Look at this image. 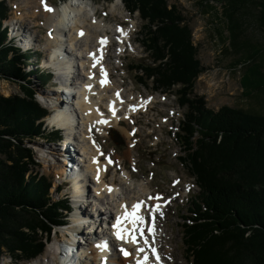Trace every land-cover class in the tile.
I'll list each match as a JSON object with an SVG mask.
<instances>
[{
    "label": "trees",
    "instance_id": "trees-1",
    "mask_svg": "<svg viewBox=\"0 0 264 264\" xmlns=\"http://www.w3.org/2000/svg\"><path fill=\"white\" fill-rule=\"evenodd\" d=\"M219 1L225 4L230 48L243 53L246 62L242 89L263 104L264 43L249 41L246 35L253 21L264 38V0ZM122 2L140 14L142 44L149 56V62L133 64L131 70L142 84L152 80L155 90L177 87L179 103L187 108L177 138L181 160L200 189L190 202L189 215L183 217L188 260L264 264V112L230 106L216 111L208 108L204 96L195 95L204 68L193 30L177 5L169 0ZM9 16L8 5L0 1V80L15 82L21 89L11 96L0 92V257L7 250L15 260H32L43 254L44 238L50 239L64 222L63 210L70 205L50 200L51 180L37 170L35 152L27 146L40 136L48 141L59 136L45 134L38 123L48 112L37 100L30 75L44 83L47 78L26 70L34 55L9 40L3 26Z\"/></svg>",
    "mask_w": 264,
    "mask_h": 264
},
{
    "label": "rangeland",
    "instance_id": "rangeland-1",
    "mask_svg": "<svg viewBox=\"0 0 264 264\" xmlns=\"http://www.w3.org/2000/svg\"><path fill=\"white\" fill-rule=\"evenodd\" d=\"M47 1L49 4L52 3L54 8H60L67 2V0ZM90 1L97 8L96 12L99 11L100 18L104 19L111 26L110 38L114 37L113 33L116 32L118 25L131 30L129 42L127 40L126 43V47L128 46L127 53L124 56H118V52L122 49L121 46L112 43L109 47L106 62L110 66V72L116 83L123 85L124 91L131 95L137 96L139 92L145 96H156V102L152 103L151 107L146 109V112L141 114L139 118H135L136 125L132 123L121 125L128 131H134L133 128L136 127L137 134L135 137L129 139L121 129L117 128L113 138L102 140L105 141L107 151L114 152L115 149L117 164H127L126 168L128 170L131 169L129 163L132 164V158L138 157L139 160L136 168H134L133 173L130 172L137 182L143 184L142 187H146L145 184L147 183L149 190L148 193L144 192V197L147 196L146 199L151 203L154 199L161 200L163 194L164 200L167 203L169 197L176 198V202L159 214V225H157L158 232L161 235L159 240L163 239L161 233L166 232L168 235L162 240L163 243L161 244H164L166 250L174 251L175 264H191L187 258V250L183 240V217L189 215L190 202L198 195L200 189H198V185L196 186L195 178L191 175V170L187 166V163L185 164L181 160V157L184 156L182 146L174 135L177 132L181 118L187 112V108L180 106L176 91L155 90V84L152 80L146 82L144 85L140 84L137 73L131 70L130 66L133 64L149 62L148 53L142 44L144 22L141 20L140 14L138 12H128L122 0ZM19 2L20 0H7L10 7L9 19L15 20L20 15H23L24 25L27 26L28 30L36 34V42L34 43L40 46H36L37 50H39L38 52L42 51L37 57L33 56L30 61L31 66H27L26 70H37L41 65L36 68L35 64H40L47 58V36L51 35V31L48 32L49 29L45 26L44 19L40 13L35 14V9L32 7H25L24 9V7L19 5ZM16 3L19 5L18 8L13 6ZM169 3L177 5L176 7L183 13L189 26L192 28L193 40L198 48V58L204 68L196 81L195 95L204 96L208 108L216 111L221 106H230L264 112V103L262 104L254 97L245 96L242 89L240 78L244 74L246 62L243 58V53H236L230 48L229 34L226 30L227 23H225L226 21L223 16L225 4L219 0H169ZM116 5H118V8H121L113 11ZM12 25L14 26V24ZM220 31L222 32V36L219 33ZM246 36L249 41L255 42L261 40L264 43L262 32L255 27L253 21L247 30ZM15 41L18 43L17 40ZM20 45L23 46V44ZM36 47L31 52H35ZM34 54L31 53V55ZM38 74H40V71H38ZM30 79L33 81L34 89L37 92V99L41 106L47 109L48 112L51 111L49 106L54 101V96L52 95L53 92L49 89L57 88L52 87L54 80L50 79L49 84H46L43 81L40 82L34 74L30 75ZM0 92L5 96H11L20 94L21 89L17 83L1 79ZM43 97H45L46 101ZM165 97H167V101L163 103V98ZM172 111L175 112L174 115L171 114ZM45 120L46 118L42 121L44 122ZM134 141L137 144L134 148H131ZM27 146L35 152V158L39 164L37 170L49 176L50 180L54 181L52 183L56 185L60 184L62 178L59 177L60 175L58 176L57 169L51 168L50 170L49 164H46L44 161V154L48 155L52 164H58L56 157H59L60 153L59 151L57 153L54 151L61 148V143L49 144L46 138L41 137L28 143ZM45 149L48 153H46ZM69 149L71 150V147ZM115 177L118 179L120 174L117 173ZM179 179L180 182L176 184ZM136 181L133 187L139 184ZM62 186L60 193H63V195L59 194L60 197H58V192H55L54 198L56 200L58 198H65L67 196L65 191L70 193L73 191L72 187H67L64 184ZM151 193H153L152 197ZM71 215L73 213L67 214L66 219L70 220ZM167 224L168 226H166ZM68 225H72L71 220ZM56 230L60 233L59 236L63 240L64 236H61V233L65 230L69 232L70 228L68 226L58 229L54 228L53 237L49 239V242L46 243V237L43 240L47 245L41 257L47 255V250L51 247V239H55L57 242L60 241L57 238L58 235L55 233ZM155 243H157V240L152 245ZM7 252V250H4V254L0 257V264L20 263L19 260L11 259L12 256L7 254ZM167 257L169 262L173 260L170 253ZM23 260L26 261L25 259ZM159 264L161 263L159 262Z\"/></svg>",
    "mask_w": 264,
    "mask_h": 264
},
{
    "label": "bare ground",
    "instance_id": "bare-ground-1",
    "mask_svg": "<svg viewBox=\"0 0 264 264\" xmlns=\"http://www.w3.org/2000/svg\"><path fill=\"white\" fill-rule=\"evenodd\" d=\"M19 5L24 7V9L25 7L34 8V13H40V15H42L44 24L49 29L48 31H52L53 33L51 36L47 37V58L44 61V67L54 70L57 74L62 72L64 74L62 76V79H67V81L70 80L71 73L74 76H78V79L75 82L74 80H76V78L71 79V87L68 83L67 86L66 83H62L60 81L57 85V88L49 89L53 92L52 95L54 96V101L51 102V105L49 106V108H51V110L53 111V114L52 116H49L48 122L50 125H53L51 128L55 131H59V129L55 126L66 128L69 133H72L74 132V130H76L74 137L77 134V137L79 136V138H77L79 140L78 145L80 143L82 145L80 146V150L78 152L80 156H82V158H79V162H82V167H85V173L83 176L87 177L90 173L94 174L90 176V180L93 183V192L96 195L94 196L93 194L90 199L92 201L99 199L101 200V202H110L113 204V202H117L122 195H129L131 199L132 195L136 196L133 197L136 199H138V197H142L140 201H142L143 204L141 205V210H139V215L142 214L143 219L150 218L152 220V216H149V213H162V210L156 208V205H154L157 201L160 200H153V203L151 204L149 200L145 199L142 195H144V192L148 193L149 186L147 185V183L145 184L146 187H142L143 184L141 183L133 187L135 181L132 179V177L130 178V175L126 171L124 172L125 176H123L121 179V185H115L114 180H112L111 184L105 182L103 180V177L105 175V171H107L108 166L107 164L102 162L101 156L103 150L96 143L94 134H91V130L95 125L96 128H99V130H102L103 128H106L108 126L107 124H105L103 118L100 120L97 118L101 116L102 113L99 107L101 104L107 106L111 89L113 90V92L117 89L113 81L111 83H106L105 85H101L98 83V73H102L109 78L111 76L110 66L106 62L111 43L102 49L104 51L103 53H101V48L98 44V40L100 37L103 36L110 38L109 33L111 31V26L107 24L104 19L102 20V18H100L99 11L96 12L97 8L94 7V3L90 0H67V2L60 8H54L51 4L48 3L47 0H20ZM120 8H118V5H116L114 6V10H112L117 11ZM47 9H51V11ZM97 15L99 16L97 17ZM102 15L104 14L102 13ZM14 21L15 25L13 27L12 38L14 39V41L17 40L19 44H23V46L24 44H28L30 46V50L33 51L36 46H39L34 43L36 42V34L32 33V31L28 30L27 26L24 25L23 15H20V17L16 18L15 20H6V22L10 25L14 24ZM120 26L121 25H118L116 27V30ZM81 29L85 30V34L83 37H80L78 35V31ZM123 29L124 32L119 33V35L116 32L113 33V36H117L119 37V39L125 40L123 43H119L117 45L121 46L122 49L126 47L127 40L129 42L131 34V30L129 28L123 27ZM22 30L27 31L31 34L30 37L25 38V43L23 37L19 38V33L20 35H22L20 32ZM37 47L36 49H38ZM122 49L120 51H122ZM63 51H65L67 55L63 56ZM73 56L77 58L78 66L81 67V69H78V71L76 67H72V62L74 61ZM85 66L87 67V71L84 69ZM75 70L77 74H75ZM90 75H94L95 78L90 79ZM59 79H61L60 76ZM64 94L66 95L65 101H67L69 105L73 107L72 114L67 111L66 107L61 108L63 104L61 103V100H63L61 97L65 96ZM68 94L72 95L69 96ZM125 96L128 100L132 99L131 94L127 93L125 94ZM111 97L113 98V104L112 106H110V110L115 114V111L118 110L117 104L121 105V103L116 102L114 95H111ZM43 99L46 101L45 97H43ZM124 105L125 104H123L121 107L124 108ZM76 113L81 120V125H79L77 120H75L74 118ZM117 128L121 129L122 132L126 134L127 138L130 137V132L124 126H118ZM69 141L73 142L72 140ZM56 150L58 149H55V153H57ZM45 151L46 153H48L46 149ZM58 151L59 153H61V149H59ZM84 154L85 156H83ZM44 157V161L46 164H49L50 170L51 168L57 169V173L58 176L60 175V178L63 174H67L64 165H62L58 160L56 161L58 164H52L50 159L48 158V155L44 154ZM73 180V191L71 193L74 196H78L77 203L85 204L88 199H83L85 195L81 194V188L85 185H81L78 182V176L76 173H74L73 175ZM109 189H111V191H109ZM136 202L133 201L132 205ZM91 206L92 204L90 205V207ZM129 211H132V207L129 209ZM123 217L124 213L121 214L122 219ZM78 218L79 220L86 222L83 217ZM153 221L155 222V224L153 225L145 226L144 224H142L140 225L139 229L136 228L137 230H141L142 232L136 238L135 243L131 241V238L123 240V244L130 247L131 257L123 259L118 256V260L114 259L110 264H126L127 262L132 264H138V262L139 264H145V256H147L148 258L146 264H149L148 260L153 261V264H159V262L156 263L154 261L157 259L156 257H159L160 263L175 264V256L173 255L174 251L166 250L164 244H161L163 243L162 240H164V238L168 234L166 232H162L161 234L163 239H161L160 241L159 238L161 237V235L159 234L157 227L159 221L157 220V218H153ZM126 225L128 226V230H134V223L128 222L126 223ZM166 226H168V224ZM73 228H76V225ZM134 234L136 236L137 232L135 231ZM155 240H157V243L152 245ZM57 243L55 246L51 245V247L47 250L46 256H42L41 258H38L34 262H31L29 264H60V260L62 261V263H71L69 258H61L57 255L59 254V248H61L62 245L60 241L58 244ZM138 249H143V251H138ZM153 249L155 250V255L149 256V254H153ZM68 252H74V249L69 248ZM102 252L110 253L106 251ZM169 253L173 258V260L170 262L167 260V255ZM71 264H82V260H80L79 262L75 261Z\"/></svg>",
    "mask_w": 264,
    "mask_h": 264
},
{
    "label": "snow or ice",
    "instance_id": "snow-or-ice-1",
    "mask_svg": "<svg viewBox=\"0 0 264 264\" xmlns=\"http://www.w3.org/2000/svg\"><path fill=\"white\" fill-rule=\"evenodd\" d=\"M49 11H51V9H47ZM103 83V81H102ZM95 162V159H94ZM109 191H111V189H109ZM143 204L142 201H138L135 204L132 205V211L129 212L127 209V206L122 205V208H124V217H123V222L124 223H134L136 225V228L139 229L140 225L143 224L144 220L143 217L139 215V210L141 205ZM122 223V219L120 217L117 218V225H113V227H117L118 225H121ZM135 230L133 231H129L127 228L125 227H119L118 231H117V238L118 239H128L131 238V241L133 243L136 242V236L134 234ZM106 246V245H105ZM123 251V250H122ZM138 251H143V249H138ZM128 253L125 252V255H127ZM153 255H155V250L153 249ZM147 256H145L144 260H145V264L147 261ZM158 260V257H157ZM139 264V262H138Z\"/></svg>",
    "mask_w": 264,
    "mask_h": 264
}]
</instances>
